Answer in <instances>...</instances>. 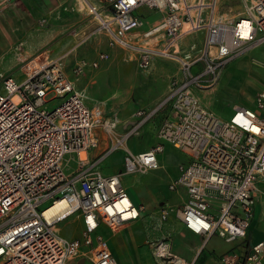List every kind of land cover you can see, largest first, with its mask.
<instances>
[{
	"label": "built area",
	"instance_id": "1",
	"mask_svg": "<svg viewBox=\"0 0 264 264\" xmlns=\"http://www.w3.org/2000/svg\"><path fill=\"white\" fill-rule=\"evenodd\" d=\"M98 22L110 46L134 49L141 67L156 55L177 60L181 75L173 77L162 106L167 114L157 128L159 141L144 151L125 149L123 171L101 173L88 151L99 143L101 127L113 142L100 156L121 148L125 138L149 118L139 120L121 137H114L115 119L105 118L99 105H89L82 90L74 87L65 69V53L49 48L23 59L21 76H5L0 90V264H68L84 258L87 264H117L99 226L116 228L136 221L142 210L121 183L125 172H145L159 167L164 143L183 151L188 160L168 188L182 193L169 210L184 226L205 238L216 234L227 241L244 239L258 197L264 193V88L257 91L254 106L236 105L223 119L202 104L196 94L216 83L225 65L236 56L264 42V0H241L237 15H216V0H78ZM159 11L145 30L140 8ZM8 9L20 17L23 27L32 15L21 0H0V12ZM24 17L28 22L24 23ZM244 21L247 33L243 34ZM204 30L203 42L179 47L184 33ZM155 41L154 44L151 42ZM161 41V48L158 43ZM109 58L106 50L94 59H75L74 74L97 67ZM60 99L53 108L46 104ZM85 151L84 157L80 152ZM75 154L78 166L65 169L67 156ZM183 191V192H182ZM66 199L64 215L47 218L45 210ZM48 201L45 207L41 205ZM77 213L80 234L68 237L57 224ZM154 264H191L173 253L165 242L151 243ZM232 264V254L221 255ZM241 264H264V240L252 244Z\"/></svg>",
	"mask_w": 264,
	"mask_h": 264
},
{
	"label": "rangeland",
	"instance_id": "2",
	"mask_svg": "<svg viewBox=\"0 0 264 264\" xmlns=\"http://www.w3.org/2000/svg\"><path fill=\"white\" fill-rule=\"evenodd\" d=\"M237 7H240L237 0H222L221 12L226 16H231L236 13L235 9ZM138 13L143 16V25L138 29L139 31L150 26L154 21L153 19L160 15L159 11L151 12L144 7L140 8ZM79 15V24L85 28L78 33L74 32L76 41L70 46L65 41L60 44V40L63 39L65 34L59 32L53 35L57 24L51 23V20L47 19L46 16H37L32 21L31 26L23 27L20 20L13 14L8 12L0 14V35L7 47L4 54L0 55V90L5 76L12 75L18 78L21 76L19 67L23 59L51 46L55 48V51L66 54L64 58L66 72L72 76L77 87L84 89L87 101L99 103L102 106L103 116L115 119L116 125L113 132H127L126 130L136 122L134 111L140 106L156 103L157 100L163 97V94L157 97L156 90L159 89L160 91L168 87L170 79L179 74L180 64L173 58L156 55L148 67H141L138 54L134 49L117 45L110 46L105 33L97 29V20L85 9H80ZM183 38L178 40L179 47L190 43L199 45L203 41V33L199 31L196 37L192 34V39L189 40H186V37ZM90 39H93L91 44ZM77 42L80 43L73 49L74 44ZM151 43L154 44L155 41ZM91 45L96 48L93 52H91ZM157 47L161 48V41H159ZM101 50L108 51L109 58L107 60H103L97 67L87 66L79 75L73 73L72 62L76 56L91 58ZM261 88H264V42L247 49L230 63L228 62L218 81L199 90L197 96L208 109L213 110L221 118L228 119L234 104L253 107L255 94ZM59 100L58 98L49 101L46 107L53 108ZM160 116L161 112L158 111L143 129L137 128L133 131L124 140L121 148L113 153L115 160L118 161V172L124 169L121 163L122 148L131 151L133 142H138L144 139L145 136L146 145L148 146L156 141L154 128ZM120 128L123 130H120ZM116 136L121 137L122 135ZM106 137V141L103 144L100 141L95 148L100 151L94 155L96 160L115 142V138L111 140L108 136ZM185 158L183 152L165 146L160 161L166 167L148 172H158L161 175V177L156 174L147 176L150 177L152 188L147 180L142 181V183L140 180L148 173L125 172L122 175V182L128 191L131 192L136 188H140L156 199L154 203L145 204L147 214L143 215L139 221L116 228L107 226L103 230L104 236L109 238L112 245L117 264H152V241L165 242L170 250L174 252L179 248L176 244V238L181 236V232H185L187 229L175 223L170 227V233L168 234L167 223L160 224L155 213L157 202L160 199H167L169 194L166 188V174L164 171H177L178 164L180 161H184ZM100 160L98 159L96 164ZM73 162L74 160L71 164ZM110 162L111 159L108 157L102 161L101 167L104 171L110 169ZM138 195L142 196L140 193ZM48 204L49 202L46 201L41 207L43 208ZM57 227L58 231L65 236H77L81 231V218L77 213L68 215L59 221ZM87 263L84 258L68 262V264Z\"/></svg>",
	"mask_w": 264,
	"mask_h": 264
},
{
	"label": "crops",
	"instance_id": "3",
	"mask_svg": "<svg viewBox=\"0 0 264 264\" xmlns=\"http://www.w3.org/2000/svg\"><path fill=\"white\" fill-rule=\"evenodd\" d=\"M21 1H22L24 6L29 10V12L32 15H37L38 17L39 16H42V17L46 16L47 19L49 18V20H51V23H53L54 25L57 24V28L55 29V33L53 35H55V34H57L59 32H62V33L64 32V34H65L63 36V39L60 40V44L62 43V41H65L66 44L71 46L73 44V42L76 41V37L74 35V32L78 33L79 31L84 30V28H85V27L83 28V26H80V24H79V18H78L80 16L79 15V10L83 9V8L79 4L78 0H21ZM237 1L239 3L240 7L239 8L237 7L235 9L236 13L232 14L231 16L237 15V14H239V13H241L243 11V4H242L241 0H237ZM221 7H222V0H216V6H215L216 15H225L223 12H221V9H222ZM7 12L13 14L21 22L20 17L17 16L15 13L11 12L8 9H5V10L1 11L0 14H4V13H7ZM159 16H157L153 20L155 21ZM23 19H24V23L28 22V18L27 17H24ZM0 22H1V20H0ZM21 24H22V22H21ZM142 25H141V27H142ZM24 26L26 27V24ZM145 29H143V30H145ZM199 31H201L203 33V37H204V30L201 29ZM199 31L190 32V33H184L179 38V40L182 39L183 37L184 38L186 37V40L187 39L188 40L192 39V34H194L195 37H196ZM91 41H93V39L92 40L90 39V41H89L90 44H91ZM80 42H77L76 44H74L75 46H74L73 49H75L78 46V43H80ZM192 44H194V43H192ZM189 45H191V43L187 44L185 46H180V47H187ZM6 48H7L6 44L3 43V38L0 35V55L4 54V51L6 50ZM47 48H49L51 51H53L54 54H60L61 53V52L55 51V48H52L51 46H49ZM95 49L96 48H94L91 45V50H92L91 52H93V50H95ZM97 53L91 58H87L85 56H76L72 63H74L75 59H77L79 57H84V58H86L88 60L94 59L97 56ZM226 65H225V67H226ZM180 75H181V71H179V74L176 77H179ZM221 75H222V72H221ZM221 75H220V77H221ZM68 76L74 82V80L72 79V76H70V74ZM170 81H171V79H170ZM169 84H170V82H169ZM169 84H168V87H166L165 89H161L160 91H159V89L156 90V92H157L156 96L157 97H160L163 94V97L161 99L157 100L156 103L140 106V108H138V109H136L134 111V114H135L134 118L136 119L135 123H137V121L140 118L139 116H137V111L138 110L143 109L146 113L151 112V115L149 116V118H147L146 120H144L140 124V126H139L140 130L143 129L145 127V125H147V123L152 119V117L158 111L161 112L160 119L156 123L155 128H154V135H155L156 141L153 142L152 145H154L155 143H157L159 141V138L157 137V128H158V125H159L161 119L168 112V106L167 105L166 106H162L161 102L166 98V96L168 94ZM74 87L76 89L82 90L84 92V89L77 87L75 82H74ZM199 90H201V89H197L196 90V94L197 95L199 93L198 92ZM84 94H85V92H84ZM85 101L89 105H99L101 107V109H102V106L99 103L87 101L86 94H85ZM253 103H254V101H253ZM236 105H242V104H234L232 107L234 108ZM233 108L231 110H233ZM133 125H131L129 127V129H131L133 127ZM124 126H127V125H124ZM120 130H123V129L120 128ZM128 130H126V131H128ZM96 132H97V134L99 136V139H100L99 142L101 141V144H103L106 141V139H107L106 134L104 133V131H103V129L101 127L96 128ZM125 133L126 132H124V131H122V133L120 131L119 132L115 131V132H113V136L123 135ZM116 137H118V136H116ZM127 138H125V140ZM152 145H149V146L146 145V136H145L144 139H142V140H140L138 142L137 141L133 142V144L131 146V149L133 150V152H139V151H144V150L148 149ZM165 146H168V147H171V148L173 147L171 144L166 143V142L164 143V147ZM95 148L96 147H94V148H92V149H90L88 151V157L92 161L94 159L96 160L94 155H96L97 153L100 152L98 150V148L97 149H95ZM173 148H175V147H173ZM175 149L181 151L178 148H175ZM181 152H183V151H181ZM121 153H122L121 154V163H123V155L125 154V149L122 148V152ZM107 157L109 159H111V162L109 163V168L112 171H114V172H118V169H117L118 161L115 160V158L113 156V153L110 154L109 156H106V157H102V158L99 157V159H101L99 161V162H101L100 165H99V168L101 169V172L103 173V172H108L109 171V170L108 171H104L102 169V167H101L102 161L104 159H106ZM185 157H186L185 160L182 161V162L180 161L179 164L187 162L188 158H187L186 154H185ZM67 158H68V160H66V162H65V169H66L67 172H71L72 170L77 168L78 161H77V159L75 157V154H70V155L67 156ZM157 158H158V163H159V167L157 169L165 168L166 166L163 164V162L160 161V159L162 158V152L158 153ZM73 160H74V162H73V164H71V162ZM179 164H178V166H179ZM178 166H177V171H174V172L173 171H171V172L170 171H164L165 174H166V177H165L166 188L169 191V194H168L167 199H165V200L160 199L157 202V205H156L157 209H156L155 216L157 217V220L159 221L160 224L167 223V232H168V234L170 233L169 232L170 227L173 224H175V223H178L182 227L186 228L184 226V224L182 223V221H180V219L176 216V213H175V210H174L182 202V198H181V196H182L181 194L182 193H178V192L170 190L168 188L169 182L178 175ZM152 170H155V169H152ZM149 171H151V170H148V171H145V172H140V173H148ZM132 173H134V172H132ZM152 174H156V175L161 177V175L158 174V172H155V173L151 172V173H148L147 175H145L143 178L140 179L141 183H142V181H144V180L146 181L147 180L148 184L152 188L153 186L151 184L150 177H147V176L152 175ZM122 175H124V173ZM122 175H121V183L123 184ZM123 186L127 190V192L129 194V196L131 197L132 201L136 205H141L142 206V210L140 212V216L136 220V221H139L142 218L143 215L145 216L147 214V210H146L145 204L154 203L156 198L153 195H148V193H145L140 188H136V189H134V190H132L130 192V191H128V189L126 188V186L124 184H123ZM138 193H140V195H142V196L140 197L138 195ZM162 207H166L168 209L174 208L173 210H169V213H168L166 219H164V220H162L160 218V210H161ZM136 221H134V222H136ZM106 227H107V225L101 224L99 226V230L98 231L101 234H103V230ZM81 228H82V221H81ZM103 236H104V234H103ZM104 237L108 240V242L110 244L109 238H107L106 236H104ZM260 240H264V193H262L258 197V199L255 201V204H254V207H253L252 219L250 221V224H249L248 229H247V234H246V237L244 239H236V240H232V241H227L224 238H222L221 236L216 235V234L210 235L208 238H205L204 236H202L200 234H197V233H194L193 231L187 229V231L181 232V236L176 238V244H177V246L179 248H177L176 252H174V251H172V252L175 253L176 255L180 256L181 258L185 259L187 262H189L191 264H224L223 260L221 259V255L224 254V253L229 252V253L232 254V264H241L243 259H244V257H245V255H246V253L249 251L250 246L252 244L260 241ZM110 246L112 248L111 244H110ZM112 251H113V248H112ZM113 254H114V251H113ZM114 256H115V254H114ZM152 264H154L153 256H152Z\"/></svg>",
	"mask_w": 264,
	"mask_h": 264
},
{
	"label": "bare ground",
	"instance_id": "4",
	"mask_svg": "<svg viewBox=\"0 0 264 264\" xmlns=\"http://www.w3.org/2000/svg\"><path fill=\"white\" fill-rule=\"evenodd\" d=\"M243 27L241 26L242 28V32L243 34H246L247 33V22L244 21L243 23ZM86 155L85 151H81L80 152V156L81 157H84ZM101 162H99L95 167L96 169L95 170H98L101 172V169L99 168V165H100ZM102 173V172H101ZM68 210V202L66 199L62 198V199H58L56 200V202L51 205L50 207H48L44 214L47 218H50L52 215H55V214H59V215H64L66 213V211Z\"/></svg>",
	"mask_w": 264,
	"mask_h": 264
}]
</instances>
